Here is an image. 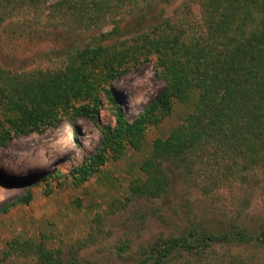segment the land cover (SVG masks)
<instances>
[{
	"label": "trees",
	"instance_id": "16d2710c",
	"mask_svg": "<svg viewBox=\"0 0 264 264\" xmlns=\"http://www.w3.org/2000/svg\"><path fill=\"white\" fill-rule=\"evenodd\" d=\"M149 1L0 0V25L25 7L49 9L77 28L113 24L111 30L70 53L56 69L18 75L0 68V107L4 109L0 144L20 134L43 132L64 117L83 115L98 122L100 91L113 102L109 82L124 73L130 61L138 64L153 57L155 74L164 81L162 90L131 121L114 104L115 125H99V146L63 179L80 185L126 148L142 149L147 127L159 124L179 102L190 108L189 113L166 138L153 141L139 165L147 178L131 181V196H161L173 170L191 175L196 162L211 169L209 187L221 180L254 189L264 186V0H198L202 23L197 28L164 19L114 42L120 19ZM57 176L58 172L49 173L44 179L61 183ZM209 187L203 186V191ZM32 197L28 191L2 210L29 204ZM249 200L244 196L240 208ZM23 243L30 248V241ZM251 243L264 245V222L212 228L190 224L180 233L159 238L153 248L138 251L128 264H171L188 253L191 257L183 264H210L212 247ZM22 244L11 243V248L18 250ZM31 248L42 263L62 264L43 243Z\"/></svg>",
	"mask_w": 264,
	"mask_h": 264
},
{
	"label": "rangeland",
	"instance_id": "374dc122",
	"mask_svg": "<svg viewBox=\"0 0 264 264\" xmlns=\"http://www.w3.org/2000/svg\"><path fill=\"white\" fill-rule=\"evenodd\" d=\"M197 1L142 2L120 19V31L112 39L119 43L164 19L197 28L202 23ZM112 25L105 22L101 27L77 28L49 9L25 7L0 25V68L18 75L56 69L70 53L111 30ZM128 65L107 85L113 102L100 91L98 122L83 115L64 117L43 132L20 134L0 144V264H45L31 248L40 243L62 264H128L138 251L153 248L159 238L180 233L190 224L212 228L264 222L263 185L254 189L249 184L221 180L209 187L211 169L197 162L191 175L173 170L161 196H131V181L138 176L147 178L139 165L153 141L166 138L189 113L190 108L179 102L159 124L147 127L142 149L126 148L80 185L63 179L97 149L102 139L99 125H115L114 104L131 121L162 90L164 81L155 74L153 57ZM3 111L0 107V119ZM56 172L61 183L44 179ZM203 186L209 190L204 192ZM28 191L33 194L29 204L2 210ZM244 196L250 199L249 204L240 208ZM23 241H30V248ZM14 242L22 244L18 250L11 248ZM178 257L171 264H183L191 255ZM208 260L210 264H264V245L214 246Z\"/></svg>",
	"mask_w": 264,
	"mask_h": 264
}]
</instances>
